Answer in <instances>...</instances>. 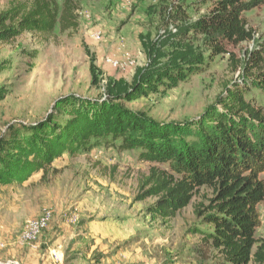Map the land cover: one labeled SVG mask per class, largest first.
Masks as SVG:
<instances>
[{"label": "rangeland", "instance_id": "374dc122", "mask_svg": "<svg viewBox=\"0 0 264 264\" xmlns=\"http://www.w3.org/2000/svg\"><path fill=\"white\" fill-rule=\"evenodd\" d=\"M65 1L57 0L60 9ZM70 1L78 29L58 24L51 33L26 32L0 42V135L9 123L57 113L60 97L109 98L121 81L132 88L151 65L176 78L143 97L119 101L159 122L196 124L228 85L251 84L244 65L263 53L264 5L245 14L254 39L214 55L195 25L216 0ZM31 5L0 0V14ZM248 97L264 110V91L251 85ZM139 153L100 141L77 156L63 155L23 184L0 185V264H212L198 253L202 236L190 232L201 225L194 204L211 190L201 188L170 221L153 218L147 207L156 198L135 197L151 167L164 166L141 160ZM259 211L256 237L263 239L264 201ZM48 213V227L34 237L28 224Z\"/></svg>", "mask_w": 264, "mask_h": 264}, {"label": "trees", "instance_id": "16d2710c", "mask_svg": "<svg viewBox=\"0 0 264 264\" xmlns=\"http://www.w3.org/2000/svg\"><path fill=\"white\" fill-rule=\"evenodd\" d=\"M31 1L27 9L2 11L0 42L11 43L26 32L51 33L58 24L63 30L78 29L72 1L62 9L57 0ZM263 5L264 0H216L195 30L207 38L214 55L227 53L228 44L254 39L245 14ZM260 50L243 68L251 84L228 85L196 124L159 122L119 101L143 97L160 82L176 78L154 65L132 88L116 82L117 92L109 98L64 96L56 101L57 113L34 123H9L0 135V185L23 184L63 155L77 156L100 141L120 151L138 150L141 160L164 166L151 167L135 197L139 202L156 198L147 207L153 218L170 221L207 187L211 195L194 204L201 225L190 231L202 236L201 258L212 264H264V238L256 237L264 201V110L248 97L251 85L264 91V47Z\"/></svg>", "mask_w": 264, "mask_h": 264}, {"label": "built area", "instance_id": "2783aa9c", "mask_svg": "<svg viewBox=\"0 0 264 264\" xmlns=\"http://www.w3.org/2000/svg\"><path fill=\"white\" fill-rule=\"evenodd\" d=\"M50 220L51 215L48 213L37 221L29 223L28 228L31 230L33 236L36 237L42 230H45L48 227Z\"/></svg>", "mask_w": 264, "mask_h": 264}]
</instances>
